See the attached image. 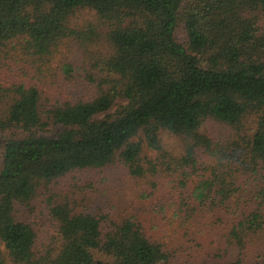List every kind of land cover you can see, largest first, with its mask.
<instances>
[{
	"label": "trees",
	"instance_id": "16d2710c",
	"mask_svg": "<svg viewBox=\"0 0 264 264\" xmlns=\"http://www.w3.org/2000/svg\"><path fill=\"white\" fill-rule=\"evenodd\" d=\"M0 138V264H264V0H0ZM116 162L169 241L66 181Z\"/></svg>",
	"mask_w": 264,
	"mask_h": 264
},
{
	"label": "rangeland",
	"instance_id": "374dc122",
	"mask_svg": "<svg viewBox=\"0 0 264 264\" xmlns=\"http://www.w3.org/2000/svg\"><path fill=\"white\" fill-rule=\"evenodd\" d=\"M91 14L87 11H81L77 15L78 22L82 23L85 17L92 19ZM179 37L181 38V36ZM94 47L99 49L102 47V44ZM71 50H73L71 44L67 41L63 42L54 59L59 58ZM115 107L114 105L113 108ZM205 125L208 126L211 134L217 138H222L226 134V128H222L223 125L220 123L210 121ZM165 141L168 143L173 141V144L176 146L178 143L177 137H165ZM1 153L0 138V167ZM82 175L74 174L71 178L67 177L66 181L70 185H73V183L80 180L82 190L87 193V200L91 204L105 210L109 217L136 218L141 220L151 232L153 230L156 231L162 239L169 241L172 238L173 232L167 221L170 211L165 210L166 200L169 196L167 175L160 172L155 177H136L131 175L125 166L118 162L102 170L85 171ZM146 193L147 195H145ZM163 205L164 208H162ZM35 215L36 213H31L24 218L29 221H34ZM44 220L37 221V224L42 230L39 234L40 239L48 243L49 236L54 235L56 230L50 227L47 221L45 222ZM258 248H264V236H257L251 245L247 246L246 250H244L247 256L246 261H252L254 252ZM195 255L198 260L208 259L210 257V255L207 256L197 253ZM209 262L213 264V260ZM8 264L12 263L8 261ZM250 264L252 263L250 262Z\"/></svg>",
	"mask_w": 264,
	"mask_h": 264
}]
</instances>
